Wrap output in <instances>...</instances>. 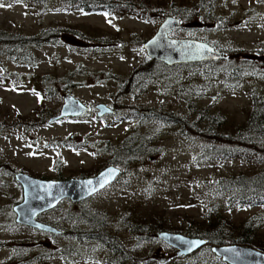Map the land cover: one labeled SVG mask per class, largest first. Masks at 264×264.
Instances as JSON below:
<instances>
[{"label": "rangeland", "instance_id": "rangeland-1", "mask_svg": "<svg viewBox=\"0 0 264 264\" xmlns=\"http://www.w3.org/2000/svg\"><path fill=\"white\" fill-rule=\"evenodd\" d=\"M150 1L156 3V11L143 18L119 12L68 10L59 0H47L44 5L0 0V30L5 32L32 35L60 23L89 33L88 43L67 36L57 44L31 47L30 62H15L0 54V264H122V243L126 255L123 264H154L161 258L168 264H206L203 260L223 264L208 251H198L192 258L178 256L156 237V232L133 234L123 221L136 218L150 222L158 215L168 224L184 228L189 224L187 219H201L206 204L218 205L235 224L252 215L264 220V206H230L212 188L220 177L264 167L260 158L254 162L205 156L201 144L187 139L189 132L181 133V122L160 124L147 119L141 123L140 116H133L135 112L172 114L187 122L192 120L191 107L196 105L225 115L227 124L235 125L245 119L251 107L250 94L264 93V76L246 67L242 81L232 87L210 70L213 66L200 62L194 67H175L158 78H143L140 87L129 93H121L120 88L123 78L149 59L143 41L155 33L162 13L180 18L181 26L169 32L171 37L208 42L223 50L230 63L238 60V52L252 54V60L264 69V0ZM172 2L174 8L170 7ZM160 9L164 12L158 14ZM173 10L179 12L170 14ZM103 36L107 41L100 44L99 37ZM15 76L31 78L34 83L26 88L11 79ZM45 76L50 77L49 86L56 92L53 97L42 96L40 90L32 88ZM66 85L90 109L78 117L50 122L59 112ZM99 102L115 111L98 117L95 104ZM135 128L140 134H149L151 150L143 159L129 169L118 165L122 170L119 179L88 199H64L50 213L42 214L40 219L57 225L62 235L20 228L9 219L6 204L22 199L13 171L47 179L92 176L110 164L112 156L103 146L116 145ZM80 210L103 220L91 227L103 244L93 240L83 243L82 236H75L80 230H88L79 220L67 218ZM144 227L151 229L150 225ZM259 230L264 234V223ZM104 238L118 251L107 247Z\"/></svg>", "mask_w": 264, "mask_h": 264}, {"label": "trees", "instance_id": "trees-1", "mask_svg": "<svg viewBox=\"0 0 264 264\" xmlns=\"http://www.w3.org/2000/svg\"><path fill=\"white\" fill-rule=\"evenodd\" d=\"M28 1L36 5H44L47 0ZM59 2L64 9L89 13L119 12L147 18L148 12L156 11L154 9L156 3L150 0H59ZM194 4L199 5L196 1ZM170 7L174 8V2L170 4ZM161 12H164V10H161L158 14ZM178 12L173 10L170 14ZM160 16L163 19L166 14L162 13ZM88 35L89 33L86 35L79 28L60 23L45 27L39 33L32 35L9 33L0 30V54L15 62H30L32 55L29 53V49L31 47H37L45 43L57 44L67 36L85 40V43H88ZM106 41V37H99L100 44H105ZM253 57L252 54H241L238 52V60L234 63L228 62L226 55L224 59L220 60L222 61L220 65L216 62L218 60L202 61V64L213 66L210 70L214 74H220L227 85L237 87L243 79L246 67L255 69L254 71L257 72L258 76H264V69L260 65H257L256 61L252 60ZM248 58L251 59L249 60ZM223 62H226V64H223ZM200 64V62H193L168 66L159 60L146 59L139 66L133 68L128 76L123 78V86L120 87L121 93H129V91L139 88L141 85L140 80L143 78H158L170 74L175 67L188 68ZM13 74L15 75V73ZM69 74L71 75L72 73ZM49 78V76L40 78L39 85H34L32 87L33 90H40L42 96L46 97L56 95V92L53 91L54 89L49 86ZM11 79H15L26 88H30L34 83L31 78L22 79L15 76ZM66 79L70 80L68 77ZM63 91L69 92V86H64ZM250 97L251 107L245 119L235 125L231 123L227 124L228 120L225 115L211 113L207 108L196 105L191 107L192 120L187 122L183 118H177L172 114L161 116L151 112H135L133 116H140L142 118L141 123L147 119H150L151 123L155 121L160 124L181 122V133L187 134L184 132H189L187 139L201 144L205 156L213 155L219 158H242L254 162L256 160L255 158H260L264 162V93L252 92ZM190 134L211 141L205 142L200 138V140H195L190 137ZM148 136V133L140 134L138 129L135 128L131 134L127 135L116 145H110V143L104 145L103 151L110 152L112 156L110 164L116 166L121 165L122 168L129 169L132 163L143 159L149 153V150H151L147 145L149 144ZM86 143L83 142V144ZM151 147L153 146L151 145ZM99 151L101 150L99 149ZM212 188L214 193L217 196L225 198L230 206H264V167L252 173L239 172L229 177H220L212 185ZM219 209V206L216 204H206L201 211V219L199 221H196L194 217L190 220L187 219L189 224L184 228L181 226L177 227L171 223L168 224L162 216L158 215H155L154 218L152 217L154 221L151 220L150 222L140 221V219L135 218L136 221L127 220L123 221V223L126 225L127 230L133 234H137L141 230L146 233H150L151 231L157 233L163 230L178 231L188 235H204L217 243L242 242L247 246L264 251V234H261L259 230L261 224L264 223L262 216L252 215L247 220L235 224L223 212L221 213ZM98 217L92 213L80 210L75 215H72V213L68 214L67 218L77 219L85 224L88 230H80L75 236H82L84 239L80 237L81 242L88 243L92 240L100 239L94 238L93 235L97 230L91 228L94 224L103 222ZM148 225L151 226L150 230L144 227ZM97 234L99 235V233ZM103 241L113 252L118 251L113 245L109 244L110 241L108 239L104 238Z\"/></svg>", "mask_w": 264, "mask_h": 264}, {"label": "water", "instance_id": "water-1", "mask_svg": "<svg viewBox=\"0 0 264 264\" xmlns=\"http://www.w3.org/2000/svg\"><path fill=\"white\" fill-rule=\"evenodd\" d=\"M180 26L179 17L166 15L159 23L155 33L143 42L147 56L168 66L222 60L226 57L225 52L208 42L191 38L171 37L169 32ZM89 109L87 103L72 93L65 92L59 112L52 116L49 121L62 117H78L87 113ZM95 109L98 117L113 112L112 108L103 102L95 104ZM120 173L121 169L113 164L105 166L92 176L65 179L39 178L15 170L14 177L22 187V201L14 206L16 222L41 230L56 232L58 231L56 228L37 220L36 216L54 208L64 199L73 202L88 199L114 182ZM157 236L183 254L191 252L204 243L202 239L190 238L166 230L160 231ZM213 251L230 264H264V252L252 247L238 244L221 245L215 246Z\"/></svg>", "mask_w": 264, "mask_h": 264}, {"label": "flooded vegetation", "instance_id": "flooded-vegetation-1", "mask_svg": "<svg viewBox=\"0 0 264 264\" xmlns=\"http://www.w3.org/2000/svg\"><path fill=\"white\" fill-rule=\"evenodd\" d=\"M18 171H22V170H18ZM23 172H25V171H23ZM13 173V176H14V171L12 172ZM121 174H122V171H121V173L116 177V179L114 180V182H116L118 179H119V177L121 176ZM36 177V176H35ZM39 178H44V177H39ZM46 178V177H45ZM14 179H15V177H14ZM47 179V178H46ZM58 179H62V178H58ZM17 181V180H16ZM114 182H112L111 184H113ZM111 184H109V185H111ZM108 185V186H109ZM107 186V187H108ZM20 187H21V185H20ZM106 188V187H105ZM21 189H22V187H21ZM104 189V188H103ZM102 189V190H103ZM101 191V190H100ZM86 200V199H85ZM22 201V199L21 200H14V201H11V202H9V203H7L6 204V206H5V208H8L7 210L8 211H10V212H8L9 213V215H8V217H9V219L10 220H13V222L14 223H16L17 224V226H19L20 228H25V229H32V230H34V231H41V232H45V233H47L48 235H51V236H58V235H62V230L59 228V227H57V225L56 226H54V225H52V224H49V223H47V224H49V225H51L52 227H54V228H56L58 231H46V230H41V229H39V228H36V227H33V226H29V225H25V224H21V223H18V222H16V214H15V212H14V206L15 205H17L18 203H20ZM63 201V200H62ZM62 201H60L58 204H57V206L62 202ZM81 201H84V200H81ZM81 201H77V202H81ZM73 202V201H72ZM57 206H55V207H57ZM54 207V208H55ZM54 208H52V209H49V210H46V211H44V212H42V213H40V214H38L37 216H36V219L37 220H39V221H42L40 218H41V216H42V214H47V213H50V211L51 210H53ZM7 213V214H8ZM42 222H44V221H42ZM44 223H46V222H44ZM167 231V230H166ZM160 232V231H159ZM159 232H157L155 235H156V237L158 238V236H157V234L159 233ZM170 232H175V233H180V234H182V235H184V236H187V237H190V238H198V239H202V240H204V243L201 245V246H199V247H197L196 249H194V250H192L191 252H189V253H186V254H183V253H179L178 252V249L177 248H175V247H173V246H171L169 243H167V242H165L164 240H162V239H160V238H158V239H160V240H162L164 243H166L167 245H169V246H171V248L175 251V253L178 255V256H182V257H187V258H192V256L194 257L197 253H198V251H203L202 253H204L205 251H208L215 259H218V260H220L223 264H230V263H228L227 261H225L221 256H219V255H217L214 251H213V248L215 247V246H221V245H231V244H238V245H243V246H247V245H245L244 243H242V242H227V243H217V242H214V241H212V240H210V239H208L207 237H205L204 235H193V234H191V235H188V234H185V233H183V232H178V231H170ZM214 234V233H213ZM215 235V234H214ZM94 236V238H100V236L98 235V234H94L93 235ZM94 242H96L97 244H99L101 241H99V240H94ZM99 242V243H98ZM102 243V242H101ZM105 243V242H104ZM103 244V243H102ZM106 244V243H105ZM107 245V244H106ZM248 247H251V246H248ZM110 248V247H109ZM252 248H255V247H252ZM111 249V248H110ZM255 249H257V248H255ZM259 250V249H258ZM260 251H262V250H260ZM116 252V251H115ZM114 252V253H115ZM264 252V251H263ZM120 257H121V261H122V264H123V260H124V258H126V255H124L123 254V243H122V247H120ZM201 253V254H202ZM200 254V255H201ZM200 255H198L199 257L198 258H200L201 256ZM197 257V256H196ZM197 258V259H198ZM206 262V264H209L208 263V261L207 260H203V262ZM131 264H135V263H131ZM154 264H168L167 263V260L165 259V258H161L160 259V262H154Z\"/></svg>", "mask_w": 264, "mask_h": 264}, {"label": "snow or ice", "instance_id": "snow-or-ice-1", "mask_svg": "<svg viewBox=\"0 0 264 264\" xmlns=\"http://www.w3.org/2000/svg\"><path fill=\"white\" fill-rule=\"evenodd\" d=\"M0 6H3L2 4H0ZM89 183H91V181H89Z\"/></svg>", "mask_w": 264, "mask_h": 264}]
</instances>
